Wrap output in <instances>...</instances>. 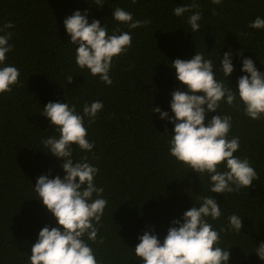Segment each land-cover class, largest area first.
I'll return each instance as SVG.
<instances>
[{
	"label": "trees",
	"instance_id": "1",
	"mask_svg": "<svg viewBox=\"0 0 264 264\" xmlns=\"http://www.w3.org/2000/svg\"><path fill=\"white\" fill-rule=\"evenodd\" d=\"M197 2L200 7L193 11L202 19L193 32L188 23L192 13L174 15L175 7L192 0H103L102 7L96 0H0V27L14 25L6 30L13 33V50L0 67L20 72L19 86L0 95V264H31L40 231L60 227L34 190L41 176L66 175L64 161L43 144L47 137L59 136L42 115L44 108L49 102L64 103L82 115L84 105L94 101L104 105L94 123L85 118L87 139L95 147L87 152L73 145L72 159L75 164L87 157L99 169L94 183L107 200L96 225L97 242L87 241L98 264H143L135 255L139 238L153 232L162 244L173 221L183 222L184 213L198 208L203 196H213L220 205L222 216L208 222L220 235L219 246L230 251L228 264H264L255 254L264 243V120L247 117L238 96L234 106L222 102L218 112L207 113L206 125L215 115L231 116L229 139L240 141L235 155L248 159L259 177L249 189L222 195L210 191L208 174L198 175L170 155L175 126L152 112L159 107L174 118L172 93L187 91L171 67L176 59L203 53L213 61L215 78L227 86L219 67L231 50L229 86L237 95L239 78L248 75L242 71L243 59H251L264 74V29L248 26L258 16L264 18V0ZM116 8L150 23L130 29L113 19ZM76 11L87 13L89 23L107 26L109 35L127 31L132 36L128 52L113 60L111 86L76 63L78 45L71 44L64 25ZM69 76L74 77L71 84ZM233 214L243 219L241 233L229 227Z\"/></svg>",
	"mask_w": 264,
	"mask_h": 264
},
{
	"label": "clouds",
	"instance_id": "2",
	"mask_svg": "<svg viewBox=\"0 0 264 264\" xmlns=\"http://www.w3.org/2000/svg\"><path fill=\"white\" fill-rule=\"evenodd\" d=\"M136 2L132 0L133 4ZM222 2L212 0L214 5H221ZM96 3L100 7L104 4L103 0H96ZM199 7L197 0H192L190 4L175 7L174 15L183 17L192 13L188 23L191 30L197 32L202 15L193 10ZM87 15L76 11L64 21L71 44L78 45L75 47L76 63L111 86L113 81L109 73L113 60L128 52L132 36L127 31L109 35L107 26H101L96 20L89 23ZM113 19L133 30L150 23L149 20H134L132 13L122 8L114 10ZM248 26L264 29V18L258 16ZM12 28L14 25L11 22L0 27V33H3L0 35V65L5 64L7 54L13 50L9 44L13 33L6 31ZM116 31L119 32V29ZM232 57L233 53L229 50L219 67L228 79L227 86L224 81L215 78L213 61L205 59L203 53L197 52L190 60L176 59L171 67L176 70L178 81L186 86L187 91L172 93L170 107L174 118L159 107L152 109L162 120H168L175 126V134L169 141L170 155L196 174H208L210 191L222 195L238 192L242 188L249 189L259 177L248 159L235 155L240 141L239 138L229 139L231 116L215 115L206 125L207 113L218 112L222 102L234 106L238 96L247 117L254 121L264 120V74L257 70L251 59H243L242 71L248 75L239 78L237 95L229 86V78L234 72ZM19 76L20 72L14 66L0 67V95L10 94L13 86H19ZM73 78H67L68 84L73 82ZM103 107L100 101L85 104L81 115L74 105L49 102L42 112L59 133V136L47 137L43 144L47 152L64 161L62 169L66 175L63 179L41 176L37 180L34 190L60 227H44L40 231L38 241L32 247L31 264H98L87 241L97 242L96 225L101 222L107 200L101 198L103 188H97L94 183L99 169L87 163V157L74 164L72 146L92 151L95 145L87 139L85 118L89 124L94 123ZM222 166L227 170L220 171ZM94 194L96 198H93ZM200 199L198 208L193 207L184 213L183 222L173 221L174 226L169 228L162 244L153 232L146 231L139 238L135 255L142 259L143 264H228L230 251L219 246L220 235L208 222V218L218 220L222 216L220 205L213 196ZM228 221L231 229L241 233V217L233 214ZM255 254L264 261V243L256 248Z\"/></svg>",
	"mask_w": 264,
	"mask_h": 264
}]
</instances>
